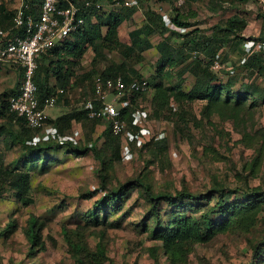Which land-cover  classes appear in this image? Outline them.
Wrapping results in <instances>:
<instances>
[{
  "label": "rangeland",
  "instance_id": "1",
  "mask_svg": "<svg viewBox=\"0 0 264 264\" xmlns=\"http://www.w3.org/2000/svg\"><path fill=\"white\" fill-rule=\"evenodd\" d=\"M19 1L1 0L0 13L3 6L7 12L18 7ZM151 1L140 0L146 16L148 8H156V2ZM161 3L157 6L159 11L164 10ZM209 3L210 0H185L181 5L175 1L165 3L168 14L163 16L171 24L175 8H179L194 24L179 31L189 32L200 23L206 33L212 32L209 27L224 23L234 13L247 18L248 25L241 32V46L225 44L220 49L223 68L212 69L222 84L232 82L222 96L231 92L232 101L228 106H233V110L210 114L205 113L203 100L172 98L168 109L156 113L152 110L156 102L152 101L149 89L136 97L133 107V112L143 113L142 123L136 125L134 115L128 112L127 118H122L125 128L115 135L117 143L111 150H106L111 142H105L110 135L105 132V138L100 137L111 123L88 118L89 121H78L61 130L71 134L72 140L62 139V143H55L56 148L37 155L14 139L19 132L17 125L10 126L5 118L0 120L3 124L0 167L28 171L34 198V203L22 206L10 190H4L0 200V264H264V48L250 51L246 46L248 39L264 41V0H226L223 11L212 9ZM1 19L5 23V18ZM143 21L139 18L138 24ZM136 27L128 20L120 30V38L130 42L128 32ZM161 39L155 35L150 40L155 46ZM170 43L175 44L176 40L172 38ZM103 48L89 47L86 54L77 56L79 64L71 78L74 81L72 98L79 97L86 82L92 85L98 72H93L92 77L84 76L81 71L109 62L101 55ZM110 51L106 50L110 59L122 58L119 48ZM139 52L143 61L135 64L147 76L152 72L153 82L165 72L167 83L170 73V80L179 83L182 89L188 91L193 86L196 77L191 72L179 76V67L168 63L161 71L160 53L155 47H143ZM137 58L132 57V61ZM190 59L195 58L191 55ZM20 71V67L0 61V99L3 91L19 82ZM237 94L242 96L240 101L235 97ZM181 110H186V116ZM46 111L55 115L58 106L47 107ZM110 134L114 135L112 129ZM41 142L50 141L41 137L36 143ZM107 158L110 159L106 166L103 160ZM42 159H45L44 167ZM104 167L108 173V189L136 177L150 182L152 189L159 192L176 194L187 190L214 195L211 200L188 201L185 209L178 210L166 201L154 204L138 186L126 192L119 208L101 209L96 224L90 219V212L95 202L107 193L101 187L99 172ZM218 186L226 190L223 205L216 208L213 206L222 196ZM86 192H92V196L85 197ZM210 206L213 208L208 209ZM180 212L186 218L181 225L188 227H195L207 212L215 223L214 234L203 241L184 243L182 251L172 254L160 237ZM32 217L43 224L40 235L47 244L46 251L40 248L34 255L28 238ZM82 228L84 235H75L73 243L65 239L64 229ZM83 249L90 251V258L80 259Z\"/></svg>",
  "mask_w": 264,
  "mask_h": 264
},
{
  "label": "trees",
  "instance_id": "2",
  "mask_svg": "<svg viewBox=\"0 0 264 264\" xmlns=\"http://www.w3.org/2000/svg\"><path fill=\"white\" fill-rule=\"evenodd\" d=\"M35 1L37 0H33V3H35ZM162 1L164 0H153V3L156 2V8H148L146 22L140 28L133 30V37L136 39L138 38L136 44H125L121 42L118 37L119 28L128 20L133 12L132 8L107 7L101 10L92 8L82 10V15L85 17V24L77 28L60 44H57L38 58L35 82L38 87V96L41 105L46 97L54 94L56 91L57 84L54 81L52 82V78H55L56 82L61 86L67 84L69 79L76 74L74 68L79 64L77 56H83L89 47L97 49L98 42L106 48H119L123 57L121 63L113 62L106 67L103 72L104 77H112L114 76V72L118 71V74H120L126 82H129L133 78H144L143 73L135 69L134 66L128 65L125 59L130 60L132 57L137 58L138 56L136 60L142 62L140 54L136 52L138 49L137 45L140 49L143 47L151 48L154 46L153 42L150 40L151 36L161 34L162 39L156 45V48L160 53L159 63H162L160 67L161 71L165 70V64L168 63L172 67H179V76L191 72L196 77V80L193 86L187 91L182 89L179 83H176V85L174 84L175 81L170 80L172 78L170 73L167 75L169 78V82L167 83L165 72L162 73L160 79H155V82L150 79V77H153L151 72L147 79L149 81L150 89L152 90V101L156 102V107L152 110L157 113L161 110L168 109V102L172 98L182 101L194 99L203 100L205 101V113L210 114L214 112L222 113L224 109L228 108L233 110V106H228L232 101L233 95L230 94L231 92H227L228 94L226 93L227 95L225 97L222 96L223 91L229 89L232 82H227L226 85L222 84L219 76L212 70L211 64L212 60L218 56L220 49H222L225 44L234 43L235 45L241 46L243 38L241 32L248 25L247 18L240 16L238 13H234L229 16L224 23H215L212 27H209L212 28V32L210 33H206V28L201 27L200 23H197L198 26L189 32H181L179 31L181 27L189 28V26H193L194 24L190 22L189 16L183 14L179 8H175L174 14L170 19L171 24L167 23L164 20L165 17L163 16L162 11L158 10V5ZM168 1L174 3V0ZM186 1L197 2L199 0ZM225 1L226 0H210L209 5L212 9L223 11L225 10V8H223ZM66 3V1L61 0L60 4L66 5ZM150 3H152V1ZM2 8L4 9V7ZM3 9H1L2 12L5 11V9ZM4 18L9 19V13L5 12ZM168 32L170 34L167 36L169 37L167 39L166 34ZM172 38L176 40V45L170 43L172 42ZM196 50L205 55V60H208L206 63L203 62L204 59L199 57L190 59V56H193V52ZM20 76H22V72ZM20 83L21 80H19L16 85L3 91L1 94L0 120L5 118L8 120L10 126L17 125L19 132L15 135L14 139L20 140L21 144L34 155L42 154L56 148L57 144L52 141L47 143H35L34 137L35 135H38L36 134L38 133V130L29 127L26 118L10 110L9 96L11 94H16V89L20 87ZM143 93H128L126 96L132 100L134 107L137 99L136 97ZM258 96L260 97L262 94H258ZM235 97L238 101L242 99L241 94H237ZM181 112L185 114L186 110H181ZM128 114V112H122L121 116L127 118ZM87 119V113L83 109V106H78L72 107L69 111L49 120V122L58 126L60 130H64L72 127L75 122ZM99 120L101 119H97V121ZM2 126L3 124H0V127ZM105 132L110 135L108 140H105L106 144L109 141L111 142V145H106V150H111L112 146H116L117 138L115 135L110 134V126L105 128V131H103V134L100 136L101 138H105ZM115 150L116 149H114L113 152H115ZM96 153L97 155H100L98 150ZM39 156H35L37 159L36 161H40L38 160ZM109 159L110 158L103 160L104 165L107 166L105 163H108ZM42 160L44 167L45 159ZM99 172L102 180L101 187L107 189V193L95 202V206L90 212V219H93L92 221L96 224H98V215L101 209H108L110 207L119 208L126 192L138 186L146 192V196L154 204L158 201H166L169 205L178 210L185 209L188 201L200 202L206 198L211 200L214 195L212 192L199 193L187 190H180L176 192V194L167 191L159 192L152 189V184L150 182H146L136 177L121 181L118 186H113L108 189V184L106 183L108 181L106 167L100 169ZM30 179V173L26 170L0 167V200L4 190L7 189L13 193V198L21 203L22 206H29L34 203V198L31 196L32 187ZM217 190L222 192V196L221 199L216 202L215 206H213L216 208L218 205H223L225 199V194H223V192L225 193L226 187L218 186ZM91 194L92 192H86L84 196L90 198L92 196ZM213 207L210 206L208 209H212ZM224 213H226L225 210ZM207 214L208 213L206 212L204 219L197 223L195 227L181 225L182 223H185L186 218L181 212L176 214L175 217L178 218L173 219L174 222H172L171 227L169 226L166 230H163L162 236L160 237L164 240L165 249L172 254H176V252L181 250L184 243H194L210 238L209 236L214 234L212 227L215 223L212 222ZM39 222L38 218L32 217L30 219L28 238L32 255L37 254V249L42 248L43 251L47 250V244L40 235L41 225L43 224ZM87 223H90V221L88 220ZM82 230L83 228L72 231L64 229L63 235L66 240L73 243L75 235L81 237L84 235V231ZM53 241L55 240L53 239ZM76 246L78 245H75V247ZM80 255H82L80 259L91 257L90 251L87 252L85 249L81 250Z\"/></svg>",
  "mask_w": 264,
  "mask_h": 264
},
{
  "label": "built area",
  "instance_id": "3",
  "mask_svg": "<svg viewBox=\"0 0 264 264\" xmlns=\"http://www.w3.org/2000/svg\"><path fill=\"white\" fill-rule=\"evenodd\" d=\"M66 5H61V0H40V11L32 14V4L30 0H22L15 9L12 16L14 27H23L25 36L14 34L10 36V29L0 27V61L10 63L23 69V80L20 93L10 98V108L26 118L28 125L34 129L45 130L48 138L60 137L64 140H72L71 134H59L54 126H47L46 108L54 106L60 94H66L67 88L58 89L56 94L46 97L43 106L38 97V88L35 83V73L38 67V58L52 49L56 43L64 40L73 31L85 23L82 10L92 8L101 10L107 7H128L134 9L135 13L141 11L140 0H63ZM181 5L185 0H174ZM163 3V4H162ZM161 10L163 15H167L166 4L171 1H162ZM246 43V41H245ZM247 49L259 51L264 48V41L256 42L247 40ZM193 57L205 59L202 52L194 51ZM212 69L221 70L223 68L220 52L212 60ZM233 72V70H231ZM150 89L147 78H133L129 82L124 81L122 76L103 77L97 76L93 84V94L83 100L84 109L88 117L107 118L111 123L114 135H119L125 128L121 116L122 111H130L132 102L126 94L143 93ZM113 94L114 98L109 101L108 95ZM117 104L119 106H117ZM136 125L142 123L143 113L139 110L132 111ZM40 137H36L38 140Z\"/></svg>",
  "mask_w": 264,
  "mask_h": 264
},
{
  "label": "crops",
  "instance_id": "4",
  "mask_svg": "<svg viewBox=\"0 0 264 264\" xmlns=\"http://www.w3.org/2000/svg\"><path fill=\"white\" fill-rule=\"evenodd\" d=\"M141 10H142V7H141ZM141 14V17H138L137 18V16H138V14ZM139 18H142V19H144V21H143V23H141V24H138V20H139ZM128 20H131L136 26H138V27H136L135 29H138L140 26H142L145 22H146V20H147V16H146V12L144 11V10H142V11H140V12H136L135 13V11H134V9H133V12L131 13V15L129 16V18H128ZM127 20V21H128ZM127 21L125 22V23H123L121 26H120V28H119V31H118V37H119V40L121 41V42H123V43H125V44H136V42H137V39L136 38H134L133 37V35H132V32H133V30H135V29H133V30H131V31H129L128 32V35H129V38H131L130 39V42H124L121 38H120V30H121V28H123V26L127 23ZM182 31H185V30H182ZM156 35H159V36H161V34H156ZM153 36H155V35H153ZM153 36H151V39H152V37ZM162 37V36H161ZM152 41V40H151ZM160 41V40H159ZM158 44V42L157 43H155V46H153V47H155L156 48V45ZM99 46H103V45H101V43H99L98 42V45H97V48L99 47ZM153 47H151V48H153ZM137 51L136 52H138L139 51V47H138V45H137ZM104 50H103V52H102V57L104 58V59H108L109 60V62H107V63H105V65L104 66H100V65H95L93 68H91V66H89L88 68H86V72H85V69H84V72H82L81 71V73H84V76H92L93 77V75H92V73L93 72H95V71H98L97 73H96V75L94 76V78L97 76V75H101V74H103V72H104V70L106 69V67L107 66H109L110 64H112L113 62H115V63H121L122 62V60H123V57L122 58H120V60H114V59H110L109 58V52H106V50L107 51H110V48H106V47H104L103 48ZM112 49V48H111ZM115 49V48H114ZM156 50L158 51V49L156 48ZM111 52V51H110ZM96 53H99L100 54V52H98L97 50H96ZM158 53H159V51H158ZM86 54V53H85ZM120 54H121V50H120ZM122 56V55H121ZM125 61H127L126 63L128 64V65H132V66H134V68L135 69H137V70H139L140 72H142L143 73V75H144V78H148V76H147V74H145V72H143L141 69H139V67H138V64H135V62L136 63H141V62H139L138 60H136V59H134L133 61H132V59H130V60H128V59H125ZM143 61V60H142ZM128 62H131V64H129ZM119 72L118 71H116V72H114V76H121L120 74H118ZM73 77V76H72ZM71 77V78H72ZM71 78L69 79V81L72 83V81L73 80H71ZM52 79H54V82L55 83H58V82H56V80H55V78H52ZM68 81V82H69ZM86 81H88V80H86ZM73 84V83H72ZM57 85H60L59 83L57 84ZM67 86H69V84L67 85ZM91 86V87H90ZM92 86H93V84L91 85V83H89V81L88 82H86V84H84V87H85V89H83V92L82 93H80L79 94V97H74V98H72V95H70V96H63L62 98H61V101H60V103H58L57 105H55V106H58V111H57V113L55 114V115H50V117L51 118H56V117H58V116H60L61 114H63V113H65V112H67V111H69L72 107H78V106H82L81 105V100L82 99H84V98H86L87 96H89L90 94V91H91V88H92ZM74 87H71V90L73 89ZM71 99H70V98ZM87 121H89V119H87ZM75 123H78V122H75ZM74 124V123H73ZM36 134H39V132L38 133H36ZM42 136H40V138H41ZM35 138H36V136L34 137V140H35ZM39 138V139H40ZM38 139V140H39ZM37 140V141H38ZM44 140V139H43ZM45 141V140H44Z\"/></svg>",
  "mask_w": 264,
  "mask_h": 264
},
{
  "label": "clouds",
  "instance_id": "5",
  "mask_svg": "<svg viewBox=\"0 0 264 264\" xmlns=\"http://www.w3.org/2000/svg\"><path fill=\"white\" fill-rule=\"evenodd\" d=\"M1 1V0H0ZM21 1L22 0H20L19 1V5H20V3H21ZM31 1V4H32V14H34V16H35V18H36V14H38V12L40 11V9H39V4H40V0H37V1H35V3H33V0H30ZM4 7V6H3ZM17 8V7H16ZM16 8H14L13 10H11L10 12H7L6 10L4 11V12H2V10H1V12L2 13H0V21H2V19L1 18H4V15H5V12L6 13H9V15H10V18L9 19H6L5 18V23H3V22H0V27L2 28V29H10V32H9V35L10 36H14V34H20V35H22V36H25V30H24V26L23 27H14V22H13V19H12V16H13V14H14V12H15V9ZM38 11V12H37ZM83 16V15H82ZM85 18V17H84ZM37 19V18H36ZM85 24V23H84ZM83 24V25H84ZM82 25V26H83ZM74 32V31H73ZM72 32V33H73ZM71 33V34H72ZM70 36V35H69ZM67 38V37H66ZM65 38V39H66ZM64 39V40H65ZM64 40H62V41H64ZM62 41H60V42H58V43H56V45L57 44H60ZM55 45V46H56ZM54 46V47H55ZM49 51V50H48ZM47 51V52H48ZM44 54V53H43ZM42 54V55H43ZM1 62H3V61H1ZM4 63H7V62H4ZM8 64V63H7ZM12 65V64H11ZM20 70H21V72H22V76H19V80H21L20 79V77H22V80H23V69L22 68H20ZM36 74V73H35ZM97 76H99V75H97ZM96 76V77H97ZM101 76H103V74H101ZM95 77V78H96ZM104 77V76H103ZM112 77H115V76H112ZM95 78H94V80H95ZM22 80H21V84H22ZM34 80H35V78H34ZM94 80H93V84H94ZM36 83V82H35ZM73 83V84H72ZM72 83L70 82V84H69V86H67V84H65V85H57V87H56V91H55V93L54 94H56L57 93V91H58V89H60V88H62V87H64V88H67L68 89V92L66 93V94H60L59 95V98H58V100H57V102H56V104L55 105H57L58 103H60V98H62L63 96H70V95H72V92H71V87H73V85H74V81H72ZM21 84H20V87H19V91L16 93V94H11L10 96H9V105H10V98L11 97H13V96H17V95H19V93H20V89H21ZM37 85V84H36ZM38 88V87H37ZM145 93V92H144ZM93 94V86H92V88H91V94L89 95V96H91ZM53 95V94H52ZM89 96H87V97H89ZM39 97V96H38ZM86 97V98H87ZM113 98H114V95L113 94H109L108 95V100L109 101H112L113 100ZM85 99V98H84ZM84 99H82L81 100V105L83 106V100ZM60 100V101H59ZM131 100V99H130ZM131 102H132V100H131ZM54 105V106H55ZM42 106H43V104H42ZM117 106H119L118 104H117ZM52 107V106H51ZM83 109H84V106H83ZM10 110H11V108H10ZM46 110V109H45ZM85 110V109H84ZM12 111V110H11ZM86 111V110H85ZM133 111V104H132V107H131V109H130V111L128 110V111H122V112H132ZM13 112V111H12ZM121 112V113H122ZM15 113H17V112H15ZM46 113H47V111H46ZM86 113H87V111H86ZM18 114V113H17ZM19 115V114H18ZM20 116H22V115H20ZM47 116H48V118H47V126H54V127H56L57 128V126L55 125V124H52L51 122H49V120H51V119H53V118H51L50 117V115L47 113ZM24 117V116H23ZM25 118V117H24ZM87 118H89L88 117V113H87ZM123 118V117H122ZM89 119H91V118H89ZM97 119H102V120H107V118H94L93 120H97ZM92 120V119H91ZM109 121V120H108ZM28 124V123H27ZM29 126V125H28ZM30 127V126H29ZM111 127V126H110ZM34 129V128H33ZM58 129V132H59V134H61V135H63V134H67V132H61V130L59 129V128H57ZM36 130H38V132H39V134L36 136V137H40V136H42L43 137V139L45 140V141H52V142H55V143H57V144H60V143H62L63 142V140L60 138V137H57V138H54V139H52V138H48L47 136H46V129L45 130H40V129H36ZM35 141V143L37 142V140H34Z\"/></svg>",
  "mask_w": 264,
  "mask_h": 264
}]
</instances>
